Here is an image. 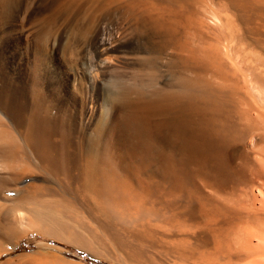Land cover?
Masks as SVG:
<instances>
[{"label":"rangeland","instance_id":"rangeland-1","mask_svg":"<svg viewBox=\"0 0 264 264\" xmlns=\"http://www.w3.org/2000/svg\"><path fill=\"white\" fill-rule=\"evenodd\" d=\"M176 4L0 0V137L7 142L0 138V196L7 205L16 195L59 201V217L90 247L31 229L7 245L5 264L54 255L79 264H180L169 237L148 223L163 222L155 96L167 9ZM91 158L97 188L87 183Z\"/></svg>","mask_w":264,"mask_h":264},{"label":"bare ground","instance_id":"bare-ground-1","mask_svg":"<svg viewBox=\"0 0 264 264\" xmlns=\"http://www.w3.org/2000/svg\"><path fill=\"white\" fill-rule=\"evenodd\" d=\"M176 1L167 9L155 96L163 222L149 226L169 237L180 264H264V0ZM100 43L109 42L102 35ZM71 73L75 80V67ZM92 161L86 162L91 188ZM16 196L8 205L0 196V258L31 229L90 248L59 217V201ZM49 257L39 264H79Z\"/></svg>","mask_w":264,"mask_h":264}]
</instances>
